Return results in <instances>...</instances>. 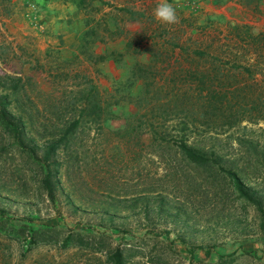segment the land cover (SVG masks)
Here are the masks:
<instances>
[{
  "label": "rangeland",
  "instance_id": "374dc122",
  "mask_svg": "<svg viewBox=\"0 0 264 264\" xmlns=\"http://www.w3.org/2000/svg\"><path fill=\"white\" fill-rule=\"evenodd\" d=\"M114 1L136 8L146 6L151 13L160 3V0ZM168 2L176 9L179 22L164 25L153 20L151 28L165 32L171 40L187 47L188 52L203 50L202 55L191 57V64L184 61L208 70L209 76L217 74L215 78H205L206 84L218 94L211 99L214 111L205 112L211 125L198 126L194 133H204L206 144L220 150L223 159L204 166L161 161L148 153L150 147L138 140L136 131L125 135L109 132L107 128L122 127L128 115L138 110L143 114L150 106L151 101L143 100L138 106L126 97L110 106L113 116L104 121V133L90 139L89 150L80 148L73 162L50 166L56 184L54 201L41 188L40 178L33 171L34 162H28V166L15 159L1 162L0 185L5 184L8 189L0 193V206L15 224L29 220L42 226L43 222H50L82 231H105L115 241L124 237L127 264H264L261 217L254 204L239 195L232 175L236 173L264 202V43L260 38L253 41L248 36L264 34V15L258 9L254 17L245 15L254 23H233L215 16L203 17L200 7L195 6L197 2L183 5L176 0ZM8 4V0H0V74H29L40 88L47 90L45 71L32 68L29 60L36 56L41 62L54 63L59 59L58 51L52 49L45 54L28 44V39L14 30L21 24L14 23L17 20ZM143 20L123 21L122 26L130 32L106 40L115 47V54L121 51L118 48L124 46L126 36L146 30ZM259 25L263 29L256 31ZM237 34L246 35L245 39H238ZM115 56L109 57L116 68H126L123 56ZM167 57L158 65L164 75L158 78L157 74L155 84L168 81L170 67L176 65L173 57ZM136 59L147 61L148 54H132L131 64L123 73L117 72V77L93 70L94 65L85 59L80 60V65L87 67L100 88L105 91L118 88L119 94L125 92L135 98L142 81L136 78L127 86L126 77ZM184 61L180 58L185 65ZM213 65L218 72L212 71ZM163 93L161 90L157 95L162 97ZM190 93L194 103L198 95ZM141 117L144 119V115ZM147 138L148 134H142L141 140ZM15 167H20L19 172L8 177L6 174ZM24 248L22 241L12 240V264L67 259L74 250L43 241L22 255ZM81 257L78 251L72 262L77 263Z\"/></svg>",
  "mask_w": 264,
  "mask_h": 264
},
{
  "label": "trees",
  "instance_id": "16d2710c",
  "mask_svg": "<svg viewBox=\"0 0 264 264\" xmlns=\"http://www.w3.org/2000/svg\"><path fill=\"white\" fill-rule=\"evenodd\" d=\"M76 3L86 15V27L79 35L76 50L68 57L59 56L54 63L41 62L36 56L29 60L32 68L45 71L49 89L40 88L29 74H0V166L1 162L14 159L25 162L23 166L34 162L33 171L40 178L41 188L47 198L54 201L56 184L50 166H56L58 162H73L80 148L89 150L90 139L100 135L104 121L113 116L110 106L126 97L136 101L138 106L143 100L146 103L151 101L150 106L143 110V114L138 110L128 115L122 127L107 128L109 132L125 135L136 131L138 140L150 147L148 153L161 161L192 162L199 166L220 162L224 154L213 145L206 144L204 133H194V128L198 126L211 125L205 112L207 109L214 111L211 99L218 95L205 81V78H215L217 74L209 76L208 70L187 64L192 61V56L202 55L203 50L188 52L187 47L171 40L165 32L151 28L155 19L146 6L136 8L114 0H76ZM142 18L146 30L126 36L123 50H118L116 54L114 50L102 53L94 50V44L98 41L129 33L130 30L122 26L123 21ZM245 36L237 34L240 40H244ZM248 36L253 41L260 38L264 43L263 33ZM125 52L135 56L148 54L147 61L136 59L128 68L127 86L136 78L142 81L135 98L125 92L119 94L121 89L118 88L113 91L100 88L87 67L80 65V60L85 59L97 71L99 61L110 55L118 58ZM45 54H49V51ZM162 54L166 56L161 57ZM167 56L173 57L176 65L170 67L168 81L155 84L164 75L158 65ZM180 58L187 63H180ZM217 68L215 65L211 67L214 72H218ZM262 77L264 79V75ZM193 83L195 86L189 87ZM161 90L164 91L162 97L158 96ZM190 91L198 95L194 103ZM141 115H144V119ZM43 131L47 134H39ZM144 133L148 134V140H141ZM19 168L10 169L6 175L13 177ZM232 175L239 195L254 204L264 228V202L236 173ZM3 185H0V193L8 189ZM13 220L7 210L0 206V264H12V240L22 241V245H25L22 255L39 241L57 242L64 249H74L67 259H40L31 264H127L124 245L127 240L124 237L115 241L105 231H82L50 222L36 226L29 220L15 224ZM78 251L82 257L74 263L72 259Z\"/></svg>",
  "mask_w": 264,
  "mask_h": 264
},
{
  "label": "crops",
  "instance_id": "0c3cea01",
  "mask_svg": "<svg viewBox=\"0 0 264 264\" xmlns=\"http://www.w3.org/2000/svg\"><path fill=\"white\" fill-rule=\"evenodd\" d=\"M176 2L178 5L197 2L195 6L200 7L199 11H202L203 17L215 16L216 19L233 23L248 21L245 15L254 17L258 9L264 15V0H176ZM8 3L13 11L10 14L17 20L14 23L21 24L14 30L21 33L24 39H28V44L34 46L37 51L43 53L54 49L58 51L60 57H68L76 50L79 35L86 27V15L76 0H8ZM242 18L244 20H240ZM249 23L254 22L250 20ZM262 29L261 25L256 27V31ZM123 47L118 49L123 50ZM94 49L102 53L114 50L115 47L109 41L103 43L98 41L94 44ZM122 56L127 68L131 64L132 54L125 52ZM96 65L99 70L114 77H117V72L126 71L124 67L116 68L114 60L110 57Z\"/></svg>",
  "mask_w": 264,
  "mask_h": 264
},
{
  "label": "clouds",
  "instance_id": "9594fccd",
  "mask_svg": "<svg viewBox=\"0 0 264 264\" xmlns=\"http://www.w3.org/2000/svg\"><path fill=\"white\" fill-rule=\"evenodd\" d=\"M154 19L164 25H174L179 22L176 9L168 0H160L152 13Z\"/></svg>",
  "mask_w": 264,
  "mask_h": 264
}]
</instances>
